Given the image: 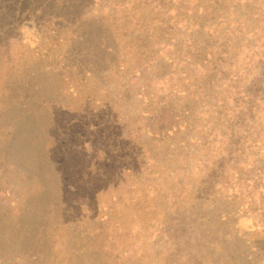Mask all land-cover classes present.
Segmentation results:
<instances>
[{"label": "trees", "instance_id": "obj_1", "mask_svg": "<svg viewBox=\"0 0 264 264\" xmlns=\"http://www.w3.org/2000/svg\"><path fill=\"white\" fill-rule=\"evenodd\" d=\"M3 37L41 68H0V264H129L154 218L170 264H264V0H0Z\"/></svg>", "mask_w": 264, "mask_h": 264}, {"label": "rangeland", "instance_id": "obj_2", "mask_svg": "<svg viewBox=\"0 0 264 264\" xmlns=\"http://www.w3.org/2000/svg\"><path fill=\"white\" fill-rule=\"evenodd\" d=\"M141 4H144V2H142ZM140 4V6H141ZM81 7V6H80ZM120 8H123L120 7ZM122 16H126L128 15L127 13L121 14ZM78 19V17H77ZM8 34V33H7ZM15 37H6L1 40V46L2 49L0 50V68L1 71L6 72L7 74L5 76H3V80L4 82H8V84L10 85L9 88H11L12 86H16L17 84H22L23 82H28V79L26 81H23V73H30V71H34V70H38V74H39V69L41 68V61L40 63H35L32 67L30 65H28V62L24 61V57H26L27 54V59L30 58L32 61L33 59H35V57L33 55H35V53L37 52L35 50L34 47H24L22 45V43H20L19 41L17 42H13V40H15ZM45 41V40H44ZM42 48H47V47H52V44H50V42H46L45 44H43V42H41ZM45 45V47H44ZM60 44H58L59 46ZM57 46V47H58ZM82 47V45H75V47ZM69 46H61L60 49L61 51H64L68 48ZM165 49H170V48H165ZM70 50V49H69ZM4 54V55H3ZM6 54L8 56H6ZM41 59V58H38ZM56 69V66H60L57 65V63L54 65ZM132 67V66H131ZM132 70L134 71H138V69H136L135 67H132ZM147 76L153 79L152 76V72L151 71H147L146 72ZM144 72L141 73L139 75V77H144ZM119 76V75H118ZM99 78H102L101 76H97ZM52 78V77H51ZM32 80V79H31ZM47 87H46V83L44 86V89L46 92H48V89H53V83L54 85L56 83H58V81L52 78L50 79L49 77H47ZM119 85V84H118ZM113 86H115V82L112 83V85L110 86V88H112ZM6 91V92H5ZM44 93V92H43ZM7 94H10L9 92L7 93V89L4 90L3 87V82L0 81V124H3V120H4V115H3V110H4V106L5 109L8 110V113H15L17 111V108H15L13 105H9V102H11L14 98H9L7 101L6 98H4L5 96L7 97ZM5 99V100H4ZM5 102H7L8 105H5ZM11 104V103H10ZM133 106L130 107V109L132 110ZM2 126V125H1ZM6 127V126H5ZM6 129H9L8 127ZM4 139L1 138L0 139V148H2L1 146L4 145ZM5 150V149H4ZM3 149L0 150V155L3 154ZM1 159V158H0ZM9 160H2V163L0 164V170H6L7 167V162ZM4 175H7V177L9 176L10 179H12L13 182V186L14 189H12V194H14V197L11 196V199L14 200V198L19 194L20 188L17 187V184H19V179L20 176L19 174H15L14 172L9 173L8 170L5 171ZM261 182L264 185V171L261 173ZM5 178V177H4ZM10 199L6 200L3 203H9ZM177 217L172 216V221H171V225L173 226V228H176V226H174L175 224L181 225V227H185V224L188 225V223H184V221H182V215H177L175 214ZM161 217V216H160ZM159 218V217H158ZM166 221V220H165ZM149 224V228L148 231L145 233V244L147 246V251L145 252V257L144 258H140L139 256H136L135 252L131 253V255L129 256L130 258V262L129 264H165L168 263L170 264L171 261L173 260V258L175 257V255H171L172 249L174 248V245H172L170 238H166L167 237V230H163V223H160L156 218H154L153 220L150 221ZM200 223H197V225L199 226ZM180 228V227H179ZM186 232H181L180 230L178 231L180 233V245L182 247V245H185V248H188L186 246V241L183 240L188 236L189 230L186 229ZM175 232V233H178ZM195 233V232H194ZM197 235L194 236V242L195 245L197 247L196 253L199 255L200 251H199V243L198 241L203 240H209L210 236H207V234H205L206 232H204L203 230L200 229V231L196 232ZM182 235L184 236V238L182 239ZM181 250H184V248L182 247ZM196 254V256H197ZM127 256H124V258ZM214 258L217 259L216 256H213ZM197 264H207L210 261V258H202L200 256L197 257ZM180 264H188V259L182 258V260L180 261ZM222 264H231L226 258H224V261Z\"/></svg>", "mask_w": 264, "mask_h": 264}]
</instances>
